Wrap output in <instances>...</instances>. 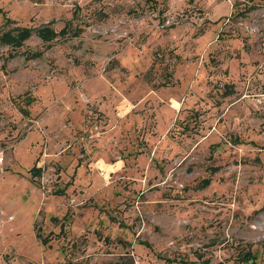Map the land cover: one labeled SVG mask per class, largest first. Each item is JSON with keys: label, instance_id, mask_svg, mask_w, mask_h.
Instances as JSON below:
<instances>
[{"label": "rangeland", "instance_id": "1", "mask_svg": "<svg viewBox=\"0 0 264 264\" xmlns=\"http://www.w3.org/2000/svg\"><path fill=\"white\" fill-rule=\"evenodd\" d=\"M3 32L0 264H264V0H0Z\"/></svg>", "mask_w": 264, "mask_h": 264}, {"label": "trees", "instance_id": "2", "mask_svg": "<svg viewBox=\"0 0 264 264\" xmlns=\"http://www.w3.org/2000/svg\"><path fill=\"white\" fill-rule=\"evenodd\" d=\"M65 33H66L65 28H63L61 31L56 33L51 28L45 26V28H43L41 32H39V34L37 35L39 36V38H41L42 41L49 42L53 38H55L57 34L65 35ZM29 36L30 33L28 32H18L15 35H11L7 32H3L0 36V41L3 44L9 45L12 49H14L20 47L22 42L25 39H27ZM32 169H34V167ZM35 173H39V170L38 169L35 170ZM201 182L203 184H208L209 180L204 179ZM237 260H238L237 264H255V255L252 253L250 249H246V250L241 249L237 255Z\"/></svg>", "mask_w": 264, "mask_h": 264}, {"label": "built area", "instance_id": "3", "mask_svg": "<svg viewBox=\"0 0 264 264\" xmlns=\"http://www.w3.org/2000/svg\"><path fill=\"white\" fill-rule=\"evenodd\" d=\"M2 163V156L0 155V164Z\"/></svg>", "mask_w": 264, "mask_h": 264}, {"label": "crops", "instance_id": "4", "mask_svg": "<svg viewBox=\"0 0 264 264\" xmlns=\"http://www.w3.org/2000/svg\"><path fill=\"white\" fill-rule=\"evenodd\" d=\"M38 169V168H37ZM35 172V171H34Z\"/></svg>", "mask_w": 264, "mask_h": 264}]
</instances>
